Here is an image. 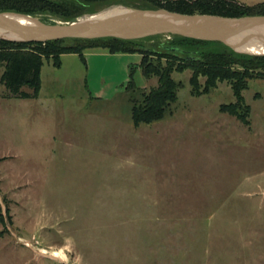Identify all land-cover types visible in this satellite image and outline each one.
Listing matches in <instances>:
<instances>
[{
  "label": "rangeland",
  "instance_id": "374dc122",
  "mask_svg": "<svg viewBox=\"0 0 264 264\" xmlns=\"http://www.w3.org/2000/svg\"><path fill=\"white\" fill-rule=\"evenodd\" d=\"M141 57L44 59L26 99L6 97L0 64V264H264V79L242 92L247 126L220 111L227 82L194 95L192 71L174 72L177 101L136 128L133 104L157 87Z\"/></svg>",
  "mask_w": 264,
  "mask_h": 264
},
{
  "label": "trees",
  "instance_id": "16d2710c",
  "mask_svg": "<svg viewBox=\"0 0 264 264\" xmlns=\"http://www.w3.org/2000/svg\"><path fill=\"white\" fill-rule=\"evenodd\" d=\"M125 5L145 10L163 9L184 15H214L222 17L264 16V2L245 5L237 0H0V12H17L31 16L50 15L60 22H71L83 14H96L97 7L105 9ZM55 24V23H52ZM164 35L141 40L105 38L96 40H62L46 43H13L0 40V64L4 66L2 85L8 96L16 98L37 97L40 89V72L44 59L52 60L56 67L61 56L75 54L83 57L86 50L106 49L110 54H139V68L146 79L157 78V87L144 94L140 104H133L131 117L134 127L161 121L169 106L177 101L180 83L172 78L174 72L192 71L190 84L194 95L208 93L218 83L230 85L235 102L221 105L220 111L250 125L251 108L245 104L242 92L249 82L264 79V55L237 53L220 42L202 41L180 36H170L159 42L161 51L144 48L140 43L153 41ZM205 77V83L199 79ZM128 89L134 90L133 71ZM29 88L32 94L22 91ZM256 98H261L256 95ZM7 207V216L9 217ZM5 216L0 205V223Z\"/></svg>",
  "mask_w": 264,
  "mask_h": 264
},
{
  "label": "water",
  "instance_id": "95a60500",
  "mask_svg": "<svg viewBox=\"0 0 264 264\" xmlns=\"http://www.w3.org/2000/svg\"><path fill=\"white\" fill-rule=\"evenodd\" d=\"M159 35L220 42L237 53L264 55V16L184 15L163 9L114 5L71 22L50 24L37 16L0 12V40L13 43L141 40Z\"/></svg>",
  "mask_w": 264,
  "mask_h": 264
},
{
  "label": "crops",
  "instance_id": "0c3cea01",
  "mask_svg": "<svg viewBox=\"0 0 264 264\" xmlns=\"http://www.w3.org/2000/svg\"><path fill=\"white\" fill-rule=\"evenodd\" d=\"M70 55V54H69ZM71 55H75V54H71ZM117 55V54H116ZM62 56H65V55H62ZM76 56H78V55H76Z\"/></svg>",
  "mask_w": 264,
  "mask_h": 264
},
{
  "label": "built area",
  "instance_id": "2783aa9c",
  "mask_svg": "<svg viewBox=\"0 0 264 264\" xmlns=\"http://www.w3.org/2000/svg\"><path fill=\"white\" fill-rule=\"evenodd\" d=\"M168 36V35H167ZM168 38L170 39L171 37L170 36H168Z\"/></svg>",
  "mask_w": 264,
  "mask_h": 264
},
{
  "label": "bare ground",
  "instance_id": "6f19581e",
  "mask_svg": "<svg viewBox=\"0 0 264 264\" xmlns=\"http://www.w3.org/2000/svg\"><path fill=\"white\" fill-rule=\"evenodd\" d=\"M56 254V253H55Z\"/></svg>",
  "mask_w": 264,
  "mask_h": 264
}]
</instances>
